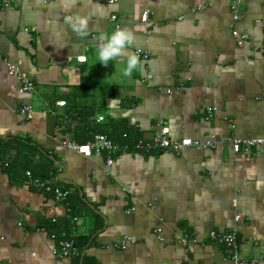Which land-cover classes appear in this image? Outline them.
<instances>
[{"label": "crops", "instance_id": "crops-1", "mask_svg": "<svg viewBox=\"0 0 264 264\" xmlns=\"http://www.w3.org/2000/svg\"><path fill=\"white\" fill-rule=\"evenodd\" d=\"M69 16L87 18L84 36ZM118 27L149 54L132 77L119 71L123 57L98 61V37ZM8 62L34 90H21ZM160 121L173 138L218 145L122 152L109 165L64 144L86 143L98 127L150 140ZM231 135L264 138V0H0V166L10 162L0 174V264H74L76 255L53 252L59 231L91 237L83 256L99 264H264V152L231 151ZM48 160L55 173L44 177ZM27 170L69 189L68 201L31 187ZM233 228L239 261L210 237ZM185 232L189 248L176 241Z\"/></svg>", "mask_w": 264, "mask_h": 264}, {"label": "built area", "instance_id": "built-area-1", "mask_svg": "<svg viewBox=\"0 0 264 264\" xmlns=\"http://www.w3.org/2000/svg\"><path fill=\"white\" fill-rule=\"evenodd\" d=\"M234 10L237 8V5L233 6ZM149 17V12H146L143 15L144 21H147ZM113 20L117 19V15L114 14L112 16ZM234 35L239 37V43L242 45L245 41V35H240L237 30H234ZM136 52L142 58H148L149 54L143 52L141 49H136ZM86 56H80V61H85ZM8 69L11 74L19 75L22 78L23 85L21 90L24 92H30L34 90L35 85L34 82L27 76L26 73L22 72L21 69L8 62ZM169 93L172 90H168ZM58 105H66V101L57 102ZM21 112L29 119L34 116V109L31 104H24L21 107ZM217 110L216 107H210L207 110L208 118H211L214 112ZM104 117L101 116L99 120H102ZM235 128V125H233ZM155 134L150 140H146L144 138H139L136 141H115L110 138L107 134L104 133H94L93 139L86 142L80 143L75 140L73 141H64L65 146L80 152L86 156H91L94 153H104L107 158V163L109 165L113 164L115 161L116 155L122 152H136L141 154H151L155 151H163V152H172L175 154H179L187 148L195 147V148H215L218 145L216 140H207L202 141L199 139L193 138H173L170 135L171 129L167 122L160 121L155 126ZM225 142L228 144L229 149L233 152H250L254 153L257 150V153L264 152V138L262 137H247V138H238L234 135L228 136L225 138ZM10 166V162L4 163V165L0 166V174H2L3 169ZM26 176L28 179V184L41 191H45L47 193H51L56 200L66 203L70 196V190L65 187H61L59 185L54 184L50 180L43 179L35 175L31 170L26 171ZM243 216L238 214L236 216V220H240ZM39 230H46L45 227L39 228ZM156 234H158L160 240L164 241L165 238L162 235V228L158 227L155 230ZM51 237L56 241V245L53 249V252L59 257H70L75 256L79 253V249L74 238L68 237L65 233L62 235L53 232ZM210 237L221 244L227 252L230 254L232 258L236 261L240 260L239 248H240V234L237 228H233L229 231H216L213 230L210 232ZM129 239V238H128ZM194 240L193 234L190 232H185L176 237V241L182 244L184 247L189 248ZM253 264L257 263V259L252 260Z\"/></svg>", "mask_w": 264, "mask_h": 264}, {"label": "clouds", "instance_id": "clouds-1", "mask_svg": "<svg viewBox=\"0 0 264 264\" xmlns=\"http://www.w3.org/2000/svg\"><path fill=\"white\" fill-rule=\"evenodd\" d=\"M66 22L72 31L80 36L86 34L88 20L83 16L67 17ZM98 61L107 66L110 62H118L123 57V64L119 68L124 77H132L135 71L142 66V60L138 52L132 50L136 41V33L128 27H118L110 33H104L98 37Z\"/></svg>", "mask_w": 264, "mask_h": 264}, {"label": "trees", "instance_id": "trees-1", "mask_svg": "<svg viewBox=\"0 0 264 264\" xmlns=\"http://www.w3.org/2000/svg\"><path fill=\"white\" fill-rule=\"evenodd\" d=\"M91 131H92V138L94 133H104V134L106 133L110 138H112L115 141H120V140L125 142L136 141L139 138H141V134L137 131H133L131 128L124 129V132L120 135V138H117L115 134H111L107 132L105 129L99 127L96 130H92L91 128ZM83 141L87 142L88 139L86 138ZM51 163L52 162L48 160V165H46V167H44L43 170L39 171L40 172L39 174L43 175L44 177H51L52 175H54L55 171L53 170ZM59 234H61L60 231ZM75 240L79 249V253L75 257L74 264H99V261L96 258H92L87 254L83 256V252L88 247L91 237L80 236L78 238H75Z\"/></svg>", "mask_w": 264, "mask_h": 264}, {"label": "water", "instance_id": "water-1", "mask_svg": "<svg viewBox=\"0 0 264 264\" xmlns=\"http://www.w3.org/2000/svg\"><path fill=\"white\" fill-rule=\"evenodd\" d=\"M85 254V253H84Z\"/></svg>", "mask_w": 264, "mask_h": 264}]
</instances>
